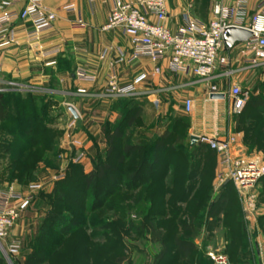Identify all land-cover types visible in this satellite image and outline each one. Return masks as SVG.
<instances>
[{"label": "crops", "instance_id": "obj_1", "mask_svg": "<svg viewBox=\"0 0 264 264\" xmlns=\"http://www.w3.org/2000/svg\"><path fill=\"white\" fill-rule=\"evenodd\" d=\"M114 1L43 0L57 17L53 29L45 32L34 43L26 39V30L32 26L30 21L13 24L16 41L2 55L3 72L0 78L23 82L30 88L26 91L0 92V101L5 102L9 113L4 120L0 119V140L13 144L12 152L0 155V190L23 191L25 196L36 192L30 188L32 184L26 186L19 177L12 176L25 170L26 161L35 152L44 155V159L36 162L33 170L34 174H43L41 184L44 185V191H52L55 175L61 167V157L67 152L75 155L76 152L84 151L83 170L84 173L91 172L93 165L89 157L94 158L103 153V148L106 153L107 135L113 126H125V131H132V145L152 152L157 141L168 144L167 132L171 126L182 117L186 118L190 131L184 143L186 150L182 153L170 151L168 157L178 161L183 154L193 155L187 165L188 170L200 169L206 163V152L194 150L200 140L191 145L192 135L219 138L231 133L245 144L244 133L238 131L232 121L227 124L220 115L212 114L213 109L222 108L227 97L215 99L210 94L212 85L228 92L233 84H248L255 76L264 80V67L250 68L245 64L243 43H236L230 49L225 45L224 53L228 56L229 64L221 67L217 76L209 80L172 73L168 69L167 59L159 63L148 57L131 61V37L120 27L105 28ZM245 1L247 20L250 21L259 11L261 0ZM215 2L232 4L231 0H211L207 16L202 17L198 16L201 0H167L166 25L175 31L187 15L207 22ZM71 5L74 8H67ZM22 6L23 3L17 8ZM79 19L86 23V27L75 26ZM158 66L161 71L156 73ZM225 70L234 72L225 76ZM84 73L90 79H82L80 76ZM142 75L146 77L137 81ZM112 81L116 89L112 87ZM263 88H260L262 98ZM251 92L252 96L259 95V91ZM188 98L193 100L190 112L185 110ZM69 104L78 111V120L73 121ZM124 112L125 115L131 113L130 117H125ZM65 123H70V130ZM31 124L33 131L30 132ZM45 129L52 134L45 133ZM60 130L65 131L63 136L54 134ZM54 141L53 146L46 145V142ZM166 155L167 152H158L159 158H166ZM214 160L217 164V157ZM177 161L173 163L177 164ZM167 165L165 163V167ZM192 174L191 178H187L184 188L201 189L203 185L199 172ZM33 199L29 203L40 200ZM25 203L26 200L19 202L20 205ZM25 219L23 217L19 221L13 232L20 233V223ZM207 221L214 226L209 227L210 230L207 225L202 226L199 235L207 232L212 238L216 236L219 239L216 244L211 242L209 247L221 248L230 256V248H236L240 255L244 254L243 264H251L252 256L243 248L253 242L259 264H264V182L260 183V208L254 216L247 219L240 200L232 197L216 218L206 214L203 222ZM199 243V240L195 241L197 259L199 251L203 250ZM173 260L166 264H173Z\"/></svg>", "mask_w": 264, "mask_h": 264}, {"label": "rangeland", "instance_id": "obj_2", "mask_svg": "<svg viewBox=\"0 0 264 264\" xmlns=\"http://www.w3.org/2000/svg\"><path fill=\"white\" fill-rule=\"evenodd\" d=\"M201 1L202 5L198 8V16L206 17L211 0ZM263 86L264 80L261 81L256 76L248 84L241 85L243 91L249 93V99L253 97L251 90L259 91L258 97L260 98V88ZM261 92L264 95V88L261 89ZM212 114L220 115V118L227 124L232 121L235 128L244 133L245 144H243L246 151L251 156H260L264 167V151L260 146V140L264 139V132L260 133L264 126V117L260 111L250 109L245 114H235L231 109V100L228 97L222 108L213 109ZM130 115L131 113L126 116L130 117ZM65 126L70 130V123H65ZM115 128L116 126H113L110 131L113 132ZM120 129L126 139L132 138V131H125V126ZM64 132L63 130L56 131L62 136ZM189 132L188 121L182 117L167 132L169 134L168 144L173 148H181L182 145L184 146L185 140L188 139ZM69 140L71 141V139ZM204 142L209 144L207 141ZM121 144V141H115L117 148H121ZM210 147L212 146L210 145ZM204 152L209 154V148L205 147ZM63 155L61 167L55 175V178L58 179H55L52 191H44V185L41 184L42 173L29 175L28 181H26L28 183L25 182V184L26 186L32 184L30 188L36 191L31 193L29 190L34 197L33 201L37 198L40 200L32 204L26 200L25 204L18 205L20 217L10 229L9 236L0 241V264H163L173 259V264H214L208 257L210 249L226 254L231 264H243L242 259L245 257H242L244 254L238 253V249L230 248L232 252L230 256L221 248L209 247L211 242L216 244V241L219 240L216 236L212 238V235L207 232L203 234L204 236L199 235L198 229L202 226L207 225L209 230L211 229L209 227L214 226L208 221L200 222L204 220L205 214L215 212L212 207L215 200H219L225 195L228 197L232 195L233 198L240 200L244 212V197L235 187L228 190L229 192L227 190L225 192L222 189H217L214 185L215 176L212 177L214 170L212 171L213 160L211 157L204 158L208 166L205 168L209 171L203 176L205 184H202L206 186L205 189H203L204 185L201 189L184 188L188 176L187 165L192 160L185 156H182L178 161L175 159L177 164L173 166L172 170L168 169L167 180H157L149 186L138 183L136 187H133L127 182H122L123 180L118 174L123 167L118 164L121 153L113 152L108 160L109 165L118 171L116 178L110 179L113 172H109L96 190L86 192L84 189L77 190L72 186L73 182H79L80 177L70 173L72 166L73 170L78 169L77 166L84 167L82 161L84 151L76 152L75 155L70 152ZM98 157H100L99 154L94 158L89 157L93 168L94 161L99 160ZM159 159L161 162L157 169L161 171L166 167L163 164L164 159ZM202 168L204 171L205 168ZM68 173H70V177ZM66 175L67 178H64ZM110 180H113L119 189L112 188L113 184ZM263 181L264 174L255 188L257 194L256 212L260 208V183ZM57 183L60 185L57 186ZM21 192L23 193V191ZM194 198L202 199V205L197 204V199L193 201ZM23 217L26 219L20 223V233L13 232ZM60 217L65 218L69 223L67 222L65 226L59 224ZM151 225H155L157 232L161 233L162 242L152 240L154 235L148 230ZM187 226L191 228L188 229ZM139 227H142V230ZM154 234L157 237V233ZM177 238L193 241L194 244L196 240H199V246H202L204 251H199L198 259L197 252H193L191 258L186 261L183 257L174 254ZM11 246H17L16 252H11ZM164 249L166 255L160 259L159 256ZM244 250L253 257H251V264H259L253 242L243 248ZM42 258L43 262H37ZM245 263L250 264V262Z\"/></svg>", "mask_w": 264, "mask_h": 264}, {"label": "built area", "instance_id": "obj_3", "mask_svg": "<svg viewBox=\"0 0 264 264\" xmlns=\"http://www.w3.org/2000/svg\"><path fill=\"white\" fill-rule=\"evenodd\" d=\"M231 1L232 4L215 2L211 18L207 22L187 15L182 25L174 31L166 25L167 0H115L105 28L120 27L131 37V61L148 57L159 63L167 59L170 72L193 75L203 80L217 76L220 68L229 64L228 56L224 53V35L227 30L231 27L244 28L252 33V37L243 43L245 64L250 68L264 67V0H261L259 11L250 21L247 20L246 1ZM22 3L23 6L17 8ZM56 17V13L46 6L43 0H0V76L3 72L2 55L16 41L13 24L18 21H30L32 26L26 30V39L29 43H34L39 41L45 32L53 29ZM75 26L83 28L86 23L79 19ZM160 71V66L156 67L155 72ZM233 72L225 70L223 75L228 76ZM80 77L90 79L85 73ZM145 77L142 75L137 81ZM112 87L116 89L113 81ZM29 88L26 83L0 78V92L26 91ZM210 94H224L225 98L229 97L231 109L238 115L242 113L249 98V93L244 92L240 84H233L228 92L212 85ZM192 107L193 100L186 99L185 110L190 112ZM73 124L74 122L71 123ZM199 137L200 141L209 142L216 151V188L221 189L227 184H233L244 197L246 218L254 216L257 210L255 188L264 174L262 158L249 155L243 141L235 134L229 133L219 138ZM37 187L39 188V185ZM33 198L31 194L25 196L22 192L12 189L0 191V241L9 236L10 229L20 217L19 202ZM10 248L11 252H16L17 246ZM208 257L214 264H231L227 255L219 250L210 249Z\"/></svg>", "mask_w": 264, "mask_h": 264}, {"label": "trees", "instance_id": "obj_4", "mask_svg": "<svg viewBox=\"0 0 264 264\" xmlns=\"http://www.w3.org/2000/svg\"><path fill=\"white\" fill-rule=\"evenodd\" d=\"M5 102L3 100L0 101V119L4 120L5 118H7L9 116L8 111L6 110V106H5ZM259 110L260 114L264 117V98H262V96H260V98L258 96H253L250 99L248 98L246 106L244 107L243 111L241 114H245L247 113L249 110ZM127 115V114H126ZM125 115L124 112V116L127 117ZM138 115V113L135 115V117ZM134 119V118H133ZM131 118V120H133ZM30 122L32 123L33 120L30 119ZM122 126H116V128L114 129V131L109 132L107 135V151L106 153H99V160L94 161V168L91 172L89 173H84L83 168L78 167V169H72L73 166L71 167L70 173L72 174H76L79 175L80 180L79 182H73L72 186L77 189H84V191H89L92 192L94 190H96V188H98L100 186V184L103 182V179H105L106 175H108L109 172H113L110 175V179L112 178H116V174L118 171H115V169H113V167L111 165H109V158H110V154H112L113 152H117V153H121L120 157L118 158V164L122 165V170L118 172V174L120 175V177L122 178L121 180H123L122 182H127L128 185H133V187H136V185L139 183H141L144 186H149L152 185L153 183L158 181H162L163 179L165 180V178L168 175V172H166L168 169L172 170L173 166L175 165L173 162L175 161L174 158H170V156L168 157V153L170 151L173 152H183L186 150L185 146H181V148H173L172 145L169 144H164L163 142L157 141L152 149V152L144 151L143 147H139V146H134L131 144V139H126L125 135H123L122 130L120 129ZM33 131V125H30V132ZM264 132V126L263 128L260 130V133ZM45 133H51L48 130L45 129ZM55 135L57 134L56 132L54 133ZM168 138H169V134H167ZM119 140L121 141V148H117L115 145V141ZM180 143L182 144L181 140ZM52 145L55 144L54 142H46V145ZM260 146L263 148L264 151V139L260 140ZM205 147L209 148V154H206L205 157H211L213 160V166H212V177L214 178L215 176V168H216V164H215V157L216 156V151L210 147L209 144L205 143V142H199V145L194 147V150H200L202 152H204ZM13 150V144L11 142H4L2 140H0V155H6L9 154L10 152H12ZM139 153V155H137ZM150 152V153H149ZM158 152H167L166 158L164 157V162L163 164L167 163L168 165L166 166L165 169H162L161 171H158V165L160 164V159L158 156ZM104 154V155H103ZM185 157L191 158V155H185L183 154ZM98 156V155H97ZM103 158V160H102ZM44 159V155L41 153H31L30 157L28 158V161H26L27 166L24 167V171H27V173L21 172L19 174H14L12 175L13 177H19L21 181H23L24 183L26 181H28L29 175L34 174L33 170H35L36 168V162H38L39 160ZM174 159V160H173ZM168 160V161H167ZM177 160V159H176ZM131 161V162H129ZM174 164V165H173ZM215 164V165H214ZM160 166V165H159ZM205 166H207V163H205ZM204 166V168H205ZM208 167V166H207ZM158 168V169H157ZM214 168V169H213ZM168 170V171H169ZM203 168L200 167V169H193V170H188L186 171L187 173V178H191L192 177V172H199L200 177L201 178V182L205 184V182H203V176L206 173H209V171H207L208 169L205 168L204 171H202ZM70 173H68L69 177H70ZM67 178V175L64 177ZM143 180V181H142ZM112 185V188H116L119 189V187H117L118 185L113 183V180H110ZM264 182V181H263ZM28 183V182H26ZM58 184V183H57ZM140 184V185H141ZM202 184V185H204ZM60 183L57 185L59 186ZM111 188V189H112ZM206 186L204 185L203 189H205ZM234 188L233 184H227L225 186H223L221 189L222 190H232ZM226 192V191H225ZM229 192V191H228ZM227 192V193H228ZM233 194V193H232ZM62 195V194H61ZM233 196L231 195L230 197H228L227 195H225V197L220 198L219 200H215V203L212 207H214L215 212L214 213H210L208 214L209 216H212L214 214L215 218L217 217V215H219L221 212H223L226 208V204L228 202V200L230 198H232ZM197 199V198H196ZM196 199L194 198L193 201H196ZM200 202V203H199ZM202 199H197V204L198 205H202ZM206 215V214H205ZM204 215V216H205ZM203 216V218H204ZM67 220L63 217L59 218L58 223L59 224H63L64 226L67 224ZM203 221H201L200 223H202ZM69 223V222H68ZM201 225V224H200ZM136 229H138L137 227H135ZM187 228H191L190 226H187ZM139 229L142 230V227ZM149 232L154 235V237H152V240L154 241H160L162 242V236L161 233H158L156 230L155 225H151V228L148 229ZM156 230V231H155ZM201 228L198 229V231H200ZM157 233V237H155L154 233ZM176 252L174 254H176L177 256L183 257L184 259H186V261H188L193 252H195V244L193 243V241H187L185 239H181V238H177L176 241ZM166 255V250L164 249L159 258L162 259L164 256ZM44 259H38L37 262H43ZM168 262V261H167ZM166 264V263H163Z\"/></svg>", "mask_w": 264, "mask_h": 264}, {"label": "water", "instance_id": "obj_5", "mask_svg": "<svg viewBox=\"0 0 264 264\" xmlns=\"http://www.w3.org/2000/svg\"><path fill=\"white\" fill-rule=\"evenodd\" d=\"M252 37V33L244 28H238V27H231L227 30V33L224 35V42L227 49L232 48L236 43H245ZM212 98L215 99H224V94H212ZM68 109L71 112L73 121L78 120L80 118V115L76 108L72 105H68ZM200 139L197 135H192L190 137L191 145H195L196 142H198Z\"/></svg>", "mask_w": 264, "mask_h": 264}]
</instances>
